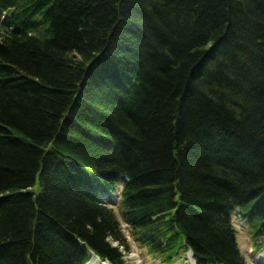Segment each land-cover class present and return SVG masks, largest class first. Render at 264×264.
I'll return each mask as SVG.
<instances>
[{"label": "trees", "instance_id": "obj_1", "mask_svg": "<svg viewBox=\"0 0 264 264\" xmlns=\"http://www.w3.org/2000/svg\"><path fill=\"white\" fill-rule=\"evenodd\" d=\"M118 184L163 264L264 249V0H0V264H127Z\"/></svg>", "mask_w": 264, "mask_h": 264}, {"label": "rangeland", "instance_id": "obj_2", "mask_svg": "<svg viewBox=\"0 0 264 264\" xmlns=\"http://www.w3.org/2000/svg\"><path fill=\"white\" fill-rule=\"evenodd\" d=\"M122 189V184H118L116 186V192L112 196L113 207L120 218L123 226V230L131 244V251L127 252L125 255L127 264H163L161 259L150 253L147 248L141 246L138 241L132 235L131 229L122 221L121 217V197L120 192ZM112 204V203H111ZM234 224L238 230V243L239 246L245 255L249 264H264V249L261 251L254 250V239L247 229L246 221L240 214V210L236 209L233 214ZM188 252L186 254H182L180 259L176 262V264H192L191 259L189 258ZM106 263V262H104ZM102 264V262H101Z\"/></svg>", "mask_w": 264, "mask_h": 264}, {"label": "bare ground", "instance_id": "obj_3", "mask_svg": "<svg viewBox=\"0 0 264 264\" xmlns=\"http://www.w3.org/2000/svg\"><path fill=\"white\" fill-rule=\"evenodd\" d=\"M264 260V258H261ZM86 264H101L100 260L97 257H92Z\"/></svg>", "mask_w": 264, "mask_h": 264}, {"label": "water", "instance_id": "obj_4", "mask_svg": "<svg viewBox=\"0 0 264 264\" xmlns=\"http://www.w3.org/2000/svg\"><path fill=\"white\" fill-rule=\"evenodd\" d=\"M103 264H105V263L103 262Z\"/></svg>", "mask_w": 264, "mask_h": 264}]
</instances>
